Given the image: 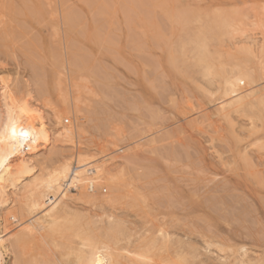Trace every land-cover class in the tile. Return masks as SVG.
<instances>
[{
	"label": "rangeland",
	"instance_id": "374dc122",
	"mask_svg": "<svg viewBox=\"0 0 264 264\" xmlns=\"http://www.w3.org/2000/svg\"><path fill=\"white\" fill-rule=\"evenodd\" d=\"M43 1H40L42 3L38 2V4L34 2V6L32 4L33 2H28V0L25 3L15 0V5L21 6L20 4H22L20 7L21 9L19 10L20 15H18L19 12L18 14L16 13L11 15L8 13L6 8V10H4V7H0L1 10L3 9L2 11L7 12L6 15L4 12L0 13V21L2 22H0V77L10 80L9 82L12 84L11 87L16 90L18 97H27L29 94L32 99L31 101L37 102L35 104L40 106L42 111L44 110L43 117L52 128L60 127L62 129L69 130L71 125L72 128L74 125H79L86 133L83 134V145L95 153L107 152L109 157L108 159L111 158L108 161V164L110 166H112V164H116L115 167L117 170L114 169L115 167L113 168V165L112 168L114 171L112 173L122 174L124 177H122V175H118V178L120 176V179H122V181H120H124L123 184H129V186H126H128L130 189L136 187L133 189H136L140 193L144 191L142 194L144 195L146 193L144 197L147 203L151 208H154L157 211L156 213H159V215H162L166 218L164 221H168V215L173 214V216L169 215L168 219H177L178 224L176 229L179 233L181 232L183 234V232L186 233L187 231L192 230L197 232V235L205 234L207 236L206 240L210 238L212 242L215 241L228 246L237 243L239 245H237L236 249L244 247L248 252H253V256L256 254L259 255L260 253V255L264 257V148H258V146L254 144L253 146L251 144L256 142V139L261 138V136L263 138V133L259 132V134H256L257 136H251L249 134L248 136H245V132L239 130V128L236 129L235 134L239 131V134L241 135L237 133L238 135L236 134V136L233 134V132L231 133L232 127H230V123H225L226 120L222 119L221 115L217 113L218 110H216L218 107V101L216 103L215 101L219 99L218 96L220 95L215 94L212 95V97L202 88H198V86H201L202 84L201 81L198 83V86H195L194 84H197L199 81L198 77H196L198 81L194 82L193 84V80L196 81L194 76H191L190 73H186L181 68L177 69L178 71L173 70L174 67H169L168 63L166 64L165 57V55L167 56V48H165L167 41L165 40H168L167 37L169 36L170 31L172 32L171 29H175V26L170 24L173 22L171 20L172 15L180 10L176 8L178 10L176 11V5H178L179 8L181 6V9H184L186 8L184 6L188 4L186 9L189 7L192 9L191 6H193L195 9H198L199 12H201L200 14L204 15L205 13L203 10H207L206 12L209 13L210 11L216 10L219 7H223L222 9H226L227 7V14L231 15L235 12L238 15L237 18H241L243 20V24L246 25L252 19L256 20L257 24H259V19L262 15L264 16L262 13V8H264V0H180V3L179 0H176V2H178L177 4L174 2L175 0H166L165 6L166 4H168L167 6L170 4V6L164 7L165 9L160 7L162 10L157 8L158 6L155 4L156 0H145V2L147 1L149 10L152 9V11L150 10V17L152 18V20L150 19L152 23L150 27L153 29L147 27V23L150 21L148 18L149 16L147 15V17L145 16V13H143L147 7L143 5L144 7L141 6L142 9H140L139 6H135L134 4L130 6L133 7V9L136 8L135 11L138 12L136 15L135 11H131L129 5H124L128 1L130 2V0H123L124 2L122 0H111V2H107L109 0H103L101 1L102 3L99 2V6L104 7H99V9L108 10L106 12L103 10L104 15H98L91 12V14H93L90 16V18V10H93V8L89 5L88 0L86 3H88L90 9H88V5V8H86V3L83 5L84 7L82 6V0H66L69 5L65 3V0H59L61 2L58 0ZM83 2L85 1L83 0ZM117 2L118 9L116 8L115 10L116 6L113 5H116ZM44 3H47V6ZM109 3H111V5L114 7H112L113 10L112 8L109 10L111 7ZM39 4H42L43 6L45 5V8L43 7L45 12L40 11V13L37 12L39 15H36L34 10H39ZM48 4L49 6H52L49 7ZM172 4H176L175 7L172 6L174 9L171 7ZM24 5L30 9L25 10ZM31 5L34 7H30ZM62 5L63 7L66 6L68 8L69 13H67L68 11L65 10V7L63 8ZM108 5L110 7H108ZM40 6V10L43 11ZM53 6L55 7V11L58 7V14L53 12ZM125 6L128 7H126L127 9H129L127 14H124V10L122 11ZM23 7L24 10L22 9ZM74 8L78 11L73 12ZM31 9L35 14L34 16H37V19L42 13H45L44 18L42 15L38 20L36 18L34 20V17H31L33 13L30 15V12L32 11ZM83 9L88 11L85 12ZM167 9H170L169 11L171 12L174 11L172 15H170V12L166 13L167 15L163 13L167 11ZM1 10L0 12H2ZM47 10L48 13L46 12ZM62 11H65V14H63ZM70 11L73 12L75 17L72 14L70 15ZM79 11H81V13ZM140 12H142V14H140ZM66 13L68 15H66ZM86 13L88 15H86ZM109 13L112 14L110 15ZM2 14L8 18H5L4 15L2 18ZM83 14H85L89 19ZM250 14L252 16L255 15L256 18L251 17ZM78 16L81 19H84L83 16H85L86 19H84V21L87 23V25L91 24L92 27H94V30H92L91 25L89 27L87 26L89 28L88 31L91 30L88 32L89 35L87 34V31H84L83 29L86 24L84 25V21L82 23L80 22L82 25H84L81 27L79 21L82 20L79 19ZM101 16H103V18H101ZM140 17L144 19H141ZM11 18L16 21H12ZM18 18L19 21H23V19L25 21L20 24L22 21L19 23ZM5 19L7 20L5 21ZM10 19L14 23H10ZM73 19L76 20L75 23L78 22L79 25L77 27L79 28L74 27L76 25H74V22H72L74 26H72L73 29L71 28V31L69 29L72 25L71 21H74ZM103 19H106L105 21L107 23L102 21ZM51 20L58 26L55 25ZM144 20L149 21H146L147 23L143 24L142 21ZM50 22H52L53 25ZM64 22L67 23V26L69 25L68 32L66 31L67 26H65L66 23ZM93 22H96V25L93 24ZM102 22H105V24ZM149 25L150 24H148V26ZM169 25H173V28H169ZM55 26H57V29H53ZM10 27L11 30L6 35V32L9 31ZM6 28L8 30H6ZM252 28L253 27L249 25L246 29L247 31H250ZM81 30L82 36H84L83 34L85 33L87 34L84 37L89 36L91 38L94 35H98L91 38V40L89 39V44L87 41H85L88 38L81 36ZM85 30H87V28ZM152 30L154 34H150L153 33ZM254 30L255 32L253 33L258 35L257 38H259V33L264 30V27L260 28L257 25ZM92 31L94 33H91ZM174 31L175 33H179L181 30L175 29ZM11 32L13 35H10L12 34ZM173 33L174 32L170 33V35L172 36ZM250 33L252 32L247 34ZM165 35H167V39L164 37ZM171 36H169V38ZM152 37L154 38L153 40ZM77 38H79V43H76ZM97 38L100 39L101 45L95 43L99 42L97 41ZM73 39H76V41ZM92 40H94L93 42L97 46L92 42ZM71 42L73 45H75L72 46ZM49 45L51 47H49ZM57 46H60L59 49L62 51L56 48ZM52 49H55L57 52L62 54L60 61L62 64L60 65L61 68H59L60 66H58V64L57 66H54L52 63V58L49 57V55H51L49 53H52L53 51ZM223 49L226 50V48H221V50ZM162 52L165 53V55L163 54L164 56H162ZM234 56H237L235 58L239 57L237 53H235ZM75 58L77 59L74 60ZM78 58H80L81 61L84 60V62L81 63ZM160 59L164 65L160 64ZM77 62H80L81 67L84 68L81 69L80 64H77ZM253 64L254 62L251 61V64L249 63L248 65H250L252 69L258 71V66ZM37 67H39L40 70ZM75 67L78 69H75ZM168 69L171 70L168 72ZM179 70L182 72L184 71L181 73V76L178 74L181 72ZM174 71L177 75H174ZM37 72L39 73L38 75L35 74ZM187 74V77L191 76L190 79L186 78L185 75ZM101 77L102 79H100ZM261 82L263 81L259 82L257 87L258 89H261L260 87L263 86L261 85ZM60 84L61 89H64V87L68 84L70 89H73L75 92L74 95L72 94V99L75 98L74 102L76 104V109L79 110L75 120L72 110L67 107V104L71 103L64 102L60 88H57V86ZM100 87L104 88L102 89ZM204 89L207 90V88ZM189 106H192V109L196 110V113H194L195 116L193 112H189L188 114V111L190 110ZM111 113H113V115ZM217 116L219 117L217 118ZM235 117V121L238 124L240 122H244L242 123L243 125H240L246 126L247 123L245 124V118L237 115H235ZM56 119H59L60 121L59 126L55 125ZM228 124L230 126H228ZM196 125L197 128H193V126ZM107 132L109 134H107ZM255 136L256 138L254 139ZM139 139H142L143 141H140ZM150 139H155L154 141L156 143H154V141L152 143H148ZM234 140L236 144L234 143ZM147 143L150 145H146ZM56 146H58V143L51 145L46 150V152H42L41 150L43 149L40 147L35 156H33V162L42 164L44 160H49L51 157H55L53 156V151L55 150L54 147ZM242 147L243 151L241 150ZM247 154H250V156ZM246 156L249 157V159H252L250 160L253 163V169H249L250 167L252 168V166H249L248 168L246 167V160L244 162V158H246ZM112 157H114L113 160ZM241 163L244 164V166ZM117 166L122 168V173L121 168L118 169ZM252 173L256 174V177H254ZM135 177H140V182L137 181ZM141 178L142 180L144 178L143 181L145 182V185L148 186L144 185ZM133 179H135L136 182H130ZM260 179H263L262 182ZM104 183L105 182H102L100 184L98 190L101 194L108 195V193H110V186ZM128 187L126 188L127 190L129 189ZM121 189L123 192L126 190L123 185H121ZM161 189L163 190L161 191ZM217 189L219 190L217 191ZM164 196H166L167 199ZM129 198L130 197L126 195L124 200L122 199L121 203H118V206H115V209L118 210V213H121V210L128 208V205H126L124 201L128 202ZM148 198H152L153 200L151 199V201ZM20 200L21 199L19 196L14 198L13 206L16 210L20 206ZM167 200L169 202H167ZM212 200L216 201V203ZM205 201H207V203ZM73 205L75 207L77 206L76 208H79V210H86V208L89 210L95 209L92 206L91 208L89 205H81L77 202ZM218 205L220 207H218ZM221 206H224L222 207L223 210L221 209ZM202 208L203 210H201ZM210 208L215 209L211 210ZM93 211L94 214L98 213L96 210ZM16 230L12 231L10 234H15ZM7 237L12 238L11 241L14 243L13 239L15 238H13L11 235ZM194 238H197L196 235ZM50 240H52L51 237H48L46 243L49 244L48 242H50ZM44 245L43 247L39 245L38 248L40 249H37V246H34L35 248L32 245L28 246L30 249L28 250L27 248V253H30L22 258L21 263L32 264L33 262V264H49L48 256H45L46 253L44 255H38L39 253L43 254V250L46 246ZM41 248L44 249L41 251ZM17 262L18 260L15 255L6 257V264H17Z\"/></svg>",
	"mask_w": 264,
	"mask_h": 264
},
{
	"label": "bare ground",
	"instance_id": "6f19581e",
	"mask_svg": "<svg viewBox=\"0 0 264 264\" xmlns=\"http://www.w3.org/2000/svg\"><path fill=\"white\" fill-rule=\"evenodd\" d=\"M19 1H22L25 3L27 0H19ZM29 1L33 2L32 4L35 6L34 2L38 4V2L42 3L40 1H43V0H38V1L28 0V2ZM84 1L85 2H83V0L81 1V3H83L82 6L87 2V0H84ZM88 1H89L88 2L89 5L93 8V10H90V14L91 12H93L94 14L104 15L103 10L105 12L108 10V9L106 10L99 9V7L100 8L102 7V6H99L100 5L99 2L103 0H100V1L99 0H88ZM147 1L145 2V0L143 1L142 0H136V1L130 0V2L128 1L124 5H129V8H131V11L136 10V8L133 9V7H130L133 4L135 6H139L140 9H142L141 6L145 5L147 8L144 10L143 13H145V16L147 15L149 16V17L147 16L149 20L150 19L152 20V18L150 17L151 16L150 10L152 11V9L149 10ZM14 2L15 0H0V7L1 8L4 7V10L7 9L8 13L11 15L16 14V13L18 14L19 10L21 9L20 7L22 6V4H20L21 6H18V5H15ZM107 2H111V0ZM174 2H176V0ZM65 3H67L66 0H65ZM88 3H86L85 5L86 8H88L89 6ZM165 3H166V0H156L155 4L156 6H158L157 8L161 7L163 9L164 7L168 5L166 4L165 6ZM177 3L178 2H176V4ZM179 3H180V0H179ZM67 4L69 5V3ZM109 4L111 5V3ZM117 4L118 2L116 3V5L115 4L113 5V6H116L115 10L117 8ZM175 5L172 4L171 7L172 6L175 7ZM187 5L188 4H186V6L184 7L187 8ZM34 6L31 5L30 7H34ZM39 6L41 7V9H43V11L40 10ZM39 6H38V9H39L38 11L34 10L36 15H39L37 14V12L38 13H40V11L45 12L44 11L45 7L42 4H39ZM90 6L88 9H90ZM113 6L111 5L110 7L108 5V7H110L109 10ZM24 7L22 8L23 10H24ZM64 7H65V10L68 11L66 12L69 13L68 8L66 6ZM126 7L127 6H125L122 9V11L124 10V14H127L129 12V9H127L128 7L127 8ZM57 8H56V11H55V7L53 8L54 9L53 12L55 14L57 13ZM161 8L160 10H162ZM176 8L180 10L178 11ZM186 8L181 9V6L179 8L178 5H176L175 9L178 12H176L174 15H172L174 11L171 12L169 11L170 9H167V11L164 10L165 12H163L165 14L170 12V15H172L171 20L173 22L171 23L168 22V23L173 24L176 30L178 29L181 30L179 31V33L177 32L178 33L177 34L174 31L175 29L172 27L173 25L172 26L169 25L170 26L169 28L171 27L173 28L171 30L174 33L171 36L170 33L172 32L169 29L170 31L169 36L171 37L169 38L168 36L167 37L168 40H165L167 41L166 47H165L167 48V51H166L167 56L164 53L165 51L162 49L164 51L162 52V56L165 55L166 64L168 63L169 67L170 66L174 67L173 70L175 71H178L177 69L181 68L186 73H190L191 76H194L195 78L198 77L199 81L196 78V81L193 80V84L194 82L198 81L197 84H194L195 86H198V83H200L201 81L203 85L201 84V86H198V88L200 89L202 88L210 96L219 94L220 95L218 96L219 99L215 101V103L218 101V107L216 110H218L217 113L221 115L222 119L226 120L225 123L226 122L230 123L231 126L229 124L228 126L232 127L231 133L233 132V134H235L236 129L238 128L239 130L245 132L244 133L245 136L246 135L248 136V134L251 136H254L256 134H259V132H262L263 138L261 136V138L256 139V142H253L251 144L258 146V148L259 147L264 148V141H263L264 140V30L261 31V33H259V38H257L258 35L253 33L255 32L256 29L254 30V28L257 27V25L260 28L264 27V16L262 15L261 18L259 19V24H257L256 20L252 19L249 23L245 25L243 24V20L241 18H237L238 15L235 12L232 13L231 15L227 14L226 13L227 7L226 9H222L223 7L222 8L219 7L216 10L210 11L209 13L206 12L207 10L205 11L203 10L205 15L200 14L201 12H199V10L195 9L193 6H191L192 9H190L189 7L188 8L189 10ZM26 9H30V8L25 7V10ZM76 11L78 10L77 9L75 10L74 8L73 12H76ZM84 11L87 12L88 10H84ZM263 11H264V8H262V13L264 14ZM3 12L4 11L0 13H3ZM34 12L32 10L30 12V15L33 13L31 17L33 16L34 18L33 17L32 18L35 20V18L37 19V16L36 17L34 16L35 15ZM46 12L48 13V10ZM73 12L70 11V15L71 14L74 15ZM79 12L81 13V11ZM6 13L7 12H4L5 15ZM67 13L66 15H68ZM136 13L138 12L135 11V14ZM4 14H2L1 16L2 18ZM44 14L45 13L41 14V16L43 15V18L45 16ZM63 14H65V11L63 12ZM88 14L86 13V15ZM90 14H89V18L90 16H92V14L91 15ZM109 14L111 15L112 13H109ZM140 14H142V12H140ZM5 15L4 17L8 18ZM18 15H20V12ZM41 16L39 18H41ZM85 16H83L84 19H86ZM114 16H117V15H114ZM142 17L140 18L144 19ZM251 17H255V15L254 16L251 15ZM101 18H103V16H101ZM11 19L10 21L8 20L10 23L15 18L12 19V21ZM79 19L81 18L79 17ZM84 19L82 18L81 19L82 21H79V23L80 22L82 23ZM6 20L7 19H5V21ZM73 20L74 21H71V23L74 22V25L76 26H74L72 23L70 29H69V25L67 26V23L64 22L66 23L65 26H67V30H66L67 32L71 30V28L73 29L72 26L77 27L79 25L78 22L75 23L76 22L75 19ZM105 20L103 19L102 21H105ZM149 20H146V21L148 22ZM151 20L149 21L150 23L149 22L147 23L145 20H144L145 22L142 21V23L143 24L147 23V27L151 28L150 27L152 24ZM18 21H19V18H18ZM23 21L25 20L23 19ZM23 21L20 24H22ZM105 22H102V23L105 24ZM93 24L96 25V22L95 23L93 22ZM148 24L150 25L148 26ZM84 25L81 24V27L84 26L83 27L84 31H87V34L89 35L88 32L91 30L88 31L89 29L88 27L91 24L87 25V23L84 21ZM249 25L253 28L250 31H247L246 28ZM57 26H55V28L53 27V29H57ZM86 28L87 30H85ZM93 28L94 27H92V30H94ZM6 30L8 29L6 28ZM10 30H11V27L9 28V31L6 32V35L8 32H10ZM80 32L82 36V30ZM249 32H252V33L247 34ZM91 33H94V32L92 31ZM87 34L85 33L83 35L86 36ZM150 34H154V32ZM10 35H13V33ZM96 36L94 35L93 37H96ZM166 36L167 35H165L164 37L166 38ZM84 38H88L85 41H87L90 44L91 38L89 36L84 37ZM153 39L154 38L152 37V40ZM4 40H7V39H4ZM78 40L79 38H77V41L76 39L74 41H76V43L77 42L79 43ZM93 41L94 40H92V42ZM97 41L99 42H95V43L101 45L100 39H98ZM237 41H238V44H237ZM74 45L72 43V46ZM49 47L51 46L49 45ZM59 47L57 46L56 48L59 49ZM221 48H226V50L225 49L221 50ZM55 49H52L53 51L52 53H49L51 54L49 55V57L52 58V63L54 66H57V64L58 66H60L62 65L60 62L62 58V54L60 52H57ZM235 53L239 55L238 58H235L237 57V56H234ZM76 59L77 58H75L74 60ZM78 59L79 61H81L80 58ZM251 61H253L254 64L258 66V69H259L258 71L252 69V67L248 65L249 63L251 64ZM82 62H84V60L81 61V63ZM78 63L80 64V62H77V64ZM160 64H162L161 59H160ZM75 65H72V66H75ZM76 67L75 69H78ZM80 67H81V64H80ZM59 68H61V66ZM82 68L84 67H81V69ZM170 70L168 69V72ZM80 71H84V70H80ZM175 71H174V75H177L175 74ZM183 72L181 71L180 73L178 72L177 73L180 74L179 76H181V73ZM39 73L37 72L35 74L38 75ZM171 73L173 74L172 71ZM185 76L187 79H190L191 77V76L187 77L188 74ZM100 79H102V77ZM9 81L10 80L8 79H4L0 77V264H6V257L14 256V255L15 257H17V260H18L17 264H23L21 263L22 258H24L25 255L27 256L30 253V252L27 253V251L30 249L28 248V246L30 245H32L33 247L37 246V249H40L38 248V246L41 245L43 247L44 244L46 245V246L44 245L45 249L41 248V251L42 249H44L45 251L43 250V254L39 253L38 255H44L46 253L45 256H48L49 264H264V257L261 256L260 253L259 255L256 254L253 256V252L252 253L248 252L247 249H245L244 247H240L236 249L237 245H239L237 243L234 245L228 246V245L221 244L215 241L212 242L210 238L206 240L207 236L205 234L197 235L198 233L192 230H189L186 233L183 232V234L181 232L179 233L176 229L177 224H178L177 219L176 218L168 219L169 215L173 216V214H169V215L166 214L168 215L167 217L168 221H164L166 220V218L162 215H159V213H156L157 211L154 208H151L149 206V204L147 203L144 197L146 193L144 195L142 194L144 193L143 190H142L143 192L140 193L136 189H133L136 187H133L132 189H130L128 187L129 184H123L124 181L121 182L122 179H120V176L118 178V175H122V174L112 173L114 169H116L115 167L116 164L115 165L112 164V166L114 165L113 168L115 167L114 169L112 168V166L108 164V161L111 158L108 159L109 157H108L107 152H100V153L96 152L95 153L91 149L83 145L84 143L82 142V139H83V134L85 132L79 125H74L73 128L71 125L69 130L62 129L60 127L52 128L51 125L48 124L45 121V118L43 117L44 110L42 111L40 106L35 104L37 102L31 101L32 99L29 96V94L27 95V97H22V96L18 97L16 90L13 87H11L12 84ZM260 81H263L261 82V85L263 86L260 87L261 89H258L257 87ZM57 88H60V92H61L62 99L64 100V102L71 103V104H67V107L72 110L73 117L75 120V117L78 115L79 110L76 109V104L74 102L75 98L72 99V94L73 95L75 94L74 90L70 89L68 84L64 87V89H61V84L57 86ZM204 88H207V90ZM102 93H103V90H102ZM189 107H190V110L188 111V114L189 112H193V114L196 113V110L192 109L193 108L192 106H189ZM111 114L113 115V113ZM235 115L245 118L246 121L245 120L244 121H245V124L247 123L246 126H242L243 125L242 123L244 122L242 123L240 122L238 124L235 121L236 120ZM219 116H217V118ZM55 125L56 126L60 125L59 119H56ZM195 127L197 128V125L193 126V128ZM237 133L239 134V131ZM107 134L109 133L107 132ZM256 136L254 137V139L256 138ZM154 140L155 139H150L148 143L149 142L152 143ZM54 143H58V146L54 147L55 150L53 151V156L55 157H51L49 160H44L42 164H37L33 162V156H35V154L37 153L40 147L43 149L41 150L42 152H46V150ZM148 143L146 145H150ZM154 143L156 142L154 141ZM234 143H235V140H234ZM241 150L243 151V147ZM248 156H250V154ZM113 159L114 157H112V160ZM250 159L249 157L246 156V158H244V162L246 160L247 168L249 166H252V168L250 167L249 169H253V165H252L253 163L251 161L252 159L251 160ZM125 160H128V159H125ZM242 165L244 166V164ZM117 168L119 169L121 167L117 166ZM121 173H122V168H121ZM252 175L256 177V174L252 173ZM122 177L124 176L122 175ZM126 179H125V182H126ZM139 179L140 177L136 178V180L140 182ZM260 180L262 182L263 179H260ZM132 181H135V179L131 180L130 182ZM102 182H105L104 184L110 186V189H109L110 193H108V195L107 194L103 195L98 190ZM143 183L145 185L144 181ZM146 184H147V181H146ZM121 185H123L125 189L127 187L129 188L128 190L126 189L127 190L126 193H125L126 191L125 189H124L125 190L124 192L121 189ZM145 186H148V185H145ZM163 189H161V191ZM218 190L219 189H217V191ZM126 195L130 197L128 202L124 201V203L128 205V208H125V210L124 209L121 210V213H118L117 212L118 210L115 209V206L116 205L118 206V203H121V200L122 199L124 200ZM17 196H19L21 200H20V206L16 210L13 206V201H14V198ZM164 197L166 198V196ZM76 202L81 205H87V206L89 205L90 207L92 206L95 209L89 210L86 208V210L85 209L79 210V208L78 209L76 208L77 206L75 207L73 205V204H76ZM167 202L169 201L167 200ZM205 202L207 203V201ZM213 202L216 203V201H213ZM218 207L220 206L218 205ZM222 207L224 206H221V209L223 210ZM93 210H96L98 213L94 214ZM201 210H203V208ZM205 211L203 212L206 213ZM14 230H16V233L10 234ZM9 235L15 238L13 239L14 243H12L11 241L12 238L7 237ZM195 235L197 238H194ZM48 237H51L52 239L50 240V242H48L49 244L46 243ZM22 262H25V261H22Z\"/></svg>",
	"mask_w": 264,
	"mask_h": 264
}]
</instances>
